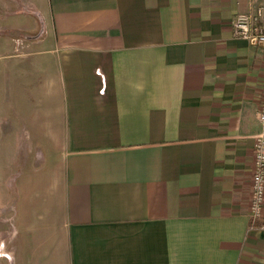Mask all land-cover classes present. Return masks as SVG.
Wrapping results in <instances>:
<instances>
[{"label":"crops","instance_id":"obj_1","mask_svg":"<svg viewBox=\"0 0 264 264\" xmlns=\"http://www.w3.org/2000/svg\"><path fill=\"white\" fill-rule=\"evenodd\" d=\"M260 6L0 0V264H264Z\"/></svg>","mask_w":264,"mask_h":264},{"label":"built area","instance_id":"obj_2","mask_svg":"<svg viewBox=\"0 0 264 264\" xmlns=\"http://www.w3.org/2000/svg\"><path fill=\"white\" fill-rule=\"evenodd\" d=\"M234 36L264 48V7L238 13L233 20ZM257 118L260 131L255 136L252 195L249 208V229L264 231V94Z\"/></svg>","mask_w":264,"mask_h":264},{"label":"rangeland","instance_id":"obj_3","mask_svg":"<svg viewBox=\"0 0 264 264\" xmlns=\"http://www.w3.org/2000/svg\"><path fill=\"white\" fill-rule=\"evenodd\" d=\"M3 16H4L3 12L0 11V28H4L6 26V22L3 20ZM23 20H24L23 16L17 17L16 23L23 25V22H22ZM7 36L9 35L6 34L5 37ZM1 38L3 37L0 36V55H2V53H6V52H10L14 50V44L13 42L11 43V39L2 40ZM1 62H4L3 58H0V63ZM1 80H2V74L0 72V86H1Z\"/></svg>","mask_w":264,"mask_h":264}]
</instances>
